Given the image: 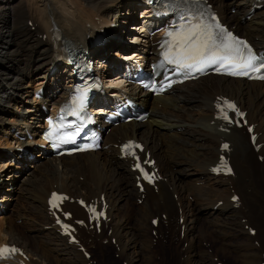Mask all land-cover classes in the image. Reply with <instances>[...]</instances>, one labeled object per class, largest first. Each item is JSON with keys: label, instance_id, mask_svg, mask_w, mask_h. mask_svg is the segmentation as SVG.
Segmentation results:
<instances>
[{"label": "bare ground", "instance_id": "obj_1", "mask_svg": "<svg viewBox=\"0 0 264 264\" xmlns=\"http://www.w3.org/2000/svg\"><path fill=\"white\" fill-rule=\"evenodd\" d=\"M60 1L69 2L30 0L18 7L19 0H0V148L5 143L11 147L14 133L37 135L41 116L60 103L70 87L68 77L54 70L60 61L59 52L63 45L60 41L57 44L54 27L73 48H83L87 42V25L92 26L95 19L114 14L118 18L134 16L141 7L136 0H73V6L69 4L70 12L60 8ZM209 1L214 3L225 23L234 25L238 33L264 51V7L251 12L253 3L247 0ZM125 8L127 11L124 12ZM141 12L147 10L141 9ZM127 17L121 22L130 20L134 23L133 17ZM13 27L19 28V35ZM140 31L135 38L140 46L131 49L125 45L119 50H132L130 55L136 61L153 58L155 53L151 47L155 39L150 41L147 38L145 27ZM106 51V47L94 50L96 58L103 55L100 67L107 62ZM110 63L118 65L114 60ZM41 70L46 71L38 77L32 76ZM104 75L109 80L121 78L120 74L108 71H104ZM128 91L138 101V106L149 112L147 121L111 128L105 136L103 145L106 148L97 153L60 159L42 154L40 165L33 162L38 158L35 157L29 165L34 168L31 180L36 186L31 196L28 195L30 198L27 193L23 194L30 200L26 211L30 214L19 216L24 220L22 224L27 227V234L8 223L11 216L4 218V212L0 211V244L21 245L30 257V264H90L93 258L87 259L79 253L59 236L56 226L52 225L46 203L49 194L56 190L75 199L104 196L110 208L107 228L97 235L88 225V228L79 230V237L89 247L96 246L100 253L105 251L114 255L116 251L125 264H136L140 259L147 264H160L156 260L158 254L162 256L161 264H165L169 258L166 256L172 250L178 253V259L172 264H217L215 258L224 259V256L232 255V250L240 254L244 264L264 262V83L208 76L176 87L157 99L138 91L135 86L130 85ZM220 95L235 99L247 111L248 124L255 125L258 135L255 144L249 141L244 129L219 131L213 110ZM184 128L186 131L182 132ZM129 138L146 146L164 178L158 184L157 193L145 188V198L139 205L137 199L141 196L134 186L135 176L130 171V163L120 159L116 147ZM224 141L230 143L229 157L234 177L219 178L210 171ZM258 144L262 146L256 149ZM21 145L25 147L30 142ZM14 161L0 151V178L4 173L12 178L20 176L18 170L28 166L24 159ZM46 163L53 170L62 171L51 173L44 170L45 167L35 171L36 167ZM194 174H197L196 178ZM41 177L46 178V181L41 180L44 184L39 181ZM8 180H2L3 187L8 186V189L0 192V202H4L6 192L13 189L14 184ZM234 194L239 196L238 207L231 201ZM191 196L193 203L187 200ZM218 202L223 205L216 208ZM65 209L73 213L75 219L84 218L82 209L75 203L66 205ZM206 214L211 218L209 227L200 220ZM155 217L159 222L156 228L150 222ZM244 221L246 226L255 230L254 236L248 234L249 230H243ZM219 223L224 225L223 229L227 227L225 234ZM153 238L159 239V249L153 248ZM168 241L169 244L165 245ZM255 241L258 246L254 245ZM183 242L187 243L186 247H182ZM209 242L212 252L201 245ZM105 246L115 251L104 249ZM106 255H101L102 260L97 264H105Z\"/></svg>", "mask_w": 264, "mask_h": 264}, {"label": "snow or ice", "instance_id": "obj_2", "mask_svg": "<svg viewBox=\"0 0 264 264\" xmlns=\"http://www.w3.org/2000/svg\"><path fill=\"white\" fill-rule=\"evenodd\" d=\"M217 27L219 26L217 25ZM223 31L221 29V33ZM168 35L173 37L174 44L169 45V51L164 54L165 59L180 70L202 72L205 68L218 64L217 71L225 69L229 75L248 76L250 72H260L264 69V57L254 54L246 42L238 40L231 33L221 36L213 32L211 25L201 22L189 23L182 31L169 32ZM173 47H175L174 52L172 51ZM259 78L264 79V75ZM80 100L82 105L83 96ZM228 107L235 108L232 104H228ZM224 118L228 119L227 113ZM69 139H73V137L70 136ZM125 147H130V145ZM224 147L228 146L224 145ZM137 166L139 167V165ZM145 175L147 176V174ZM16 251L18 250L15 248L2 247L0 248V258L4 257L5 253Z\"/></svg>", "mask_w": 264, "mask_h": 264}, {"label": "rangeland", "instance_id": "obj_3", "mask_svg": "<svg viewBox=\"0 0 264 264\" xmlns=\"http://www.w3.org/2000/svg\"><path fill=\"white\" fill-rule=\"evenodd\" d=\"M69 2L67 3V2H62V1H60V3L62 4V5H59V6H61L60 8H62V10H68L69 9V11L71 12L72 10L70 9V6H69V4L71 3V6H73L72 4H73V0H68ZM28 2H30V0H19V2H18V7H20V5H23V4H27ZM67 4V5H66ZM68 6V7H67ZM13 10V9H12ZM124 12L125 11H127V8H125L124 10H123ZM113 12H114V10H113ZM124 12H123V14H124ZM77 14V13H76ZM135 16H134V18H132L133 16H128L127 18L129 19V17L130 18H132V19H134V23H137L138 24V22L140 23V24H142V21H140V19H139V16H138V14H134ZM77 16H78V14H77ZM138 17V18H137ZM136 21V22H135ZM13 29V31L14 32H16L18 35L20 34V30H19V28H12ZM18 31H17V30ZM141 31L139 30H137L135 33H131V34H129L128 36H125V42L127 41L128 43H126L127 45H129L130 47H131V44H132V39L134 40V42L136 41L135 40V38H137V34L138 33H140ZM126 45V46H127ZM122 46H125V44L123 45V44H120V42H119V44L117 45V47H118V50H120L121 48H122ZM128 47V46H127ZM111 60H114L113 59V55L112 54H108V58L106 59V61L107 62H110ZM45 69L47 70V68L45 67ZM45 70V71H46ZM44 70H41V71H39L38 73H36V75L35 74H32V76L33 77H38V75H41L43 72H45ZM30 77V76H29ZM109 77V76H108ZM26 78H28V77H26ZM63 81V80H62ZM63 82H65V81H63ZM15 121H17V120H15ZM18 127V126H17ZM186 131V128H184V129H182V132H185ZM4 147H6V148H8V144L7 143H5L4 144V146H3V148ZM2 152V151H1ZM40 154V153H39ZM37 155L36 157H38V158H36V160H34L33 162H37L38 164L37 165H40L41 163H42V161H43V158H41V155ZM263 161V160H262ZM31 165V164H30ZM30 165H28L27 166V168L25 167V169H22V170H18V172H20L21 173V175L20 176H17V175H15V177L14 178H12V177H8V178H10L8 181L12 184H14L13 185V189H11L10 190V192H6V196H7V199L5 200V202H3L2 204V207L0 208V211H2V212H4V214H3V217L4 218H9L10 216H11V222H8V223H11V224H13V225H15L16 227H18L17 229H18V231L20 230V231H24V232H21L22 234H27V231H26V228L27 227H25V226H23V222H24V220L21 218V217H19L20 215H26V214H30V213H26V211H28V204H29V196H31V191H32V189L33 188H35L34 186H36V184L31 180V175H32V173H34V168H33V166H30ZM50 167L51 168V166L48 164V163H46V164H43V165H41L40 167H36L35 168V171L36 172H39L40 170H41V168H43V167H45L44 168V170H47V171H49V172H51V173H55L56 171H60V170H53L52 168V170H50V169H47L46 167ZM62 171V170H61ZM71 175L73 174V172L72 173H70ZM198 174V173H197ZM197 174L195 175L194 174V177L196 178V176H197ZM53 175H56V174H53ZM5 176H6V174L4 175V177L3 178H5ZM49 176V175H48ZM194 177H193V179L192 180H194ZM12 178V179H11ZM42 178V177H41ZM39 178V181H41V180H44V181H46V178ZM7 179V178H6ZM49 180H51V177H50V179ZM49 180H48V182H49ZM38 181V182H39ZM41 183L42 184H44L42 181H41ZM187 185V184H186ZM196 185H199V184H196ZM8 187V186H7ZM7 187H5L4 189L6 190V189H8ZM46 187V186H45ZM201 187H203V186H201ZM12 188V187H11ZM27 189V190H26ZM29 191V192H28ZM24 193H27V196L29 197L28 199H26V197H25V195H23ZM0 196H2V194H0ZM187 200H189L191 203H193L194 201H193V197L191 196V197H188V199ZM28 203V204H27ZM119 204L120 205H122L123 204V202H119ZM218 206H222L221 204L220 205H218ZM30 210V209H29ZM203 213V212H202ZM179 215H181V212H179ZM207 216V217H206ZM209 215H202V217L200 218V220H201V223H203L204 225H208V227H209V223H210V220H211V218H209L208 217ZM205 219V220H204ZM5 222H7V221H5ZM23 223V224H22ZM245 223H246V221H244L243 222V225H244V228H243V230L244 231H246L247 232V228L249 227L248 225L246 226L245 225ZM219 225H220V227H222L221 229H223L224 228V225H222L221 223H219ZM30 226V225H29ZM28 226V227H29ZM158 226V225H157ZM21 228V229H20ZM227 227H225V229H226ZM225 229H223V234H225V232L228 230H225ZM19 231V232H20ZM25 234V235H26ZM178 234V233H177ZM153 240H155V238H153ZM156 243H157V245H156V243H154L153 242V248L156 250L157 248L159 249V247H160V241H159V239L158 238H156ZM236 241H238V240H235V242ZM106 243H108V242H106ZM159 243V244H158ZM210 243V242H209ZM209 243H206V244H204V243H202L201 245H202V247L204 248V249H207V250H212L211 248L212 247H210L212 244L210 243V246H209ZM167 244H169V241L165 244V245H167ZM186 245H187V243L185 242H183L182 243V247H186ZM157 246V247H156ZM159 246V247H158ZM170 246V245H169ZM256 246H258V244L256 245ZM20 247H21V245H20ZM181 247V248H182ZM110 249L112 252H114L113 250H112V248L110 247V246H105L104 247V249ZM90 250V252H91V255H93L92 256V258L94 259V260H91V263L92 264H97L98 263V261H101L102 260V258H101V255H106V253H107V255H106V257H108L107 259H106V262H105V264H125V263H123V258H119L118 257V254H116L115 255V252H114V255L111 253V252H105L104 251V254L103 253H100V251L97 249V247L96 246H94V248L93 247H91V249H89ZM151 251V250H150ZM153 251V250H152ZM169 251V249H167V252ZM173 252L171 253L170 251V253H169V256L167 255L166 256V261H165V264H167V261H168V264H172V261H175V260H177L178 259V253L175 251V250H172ZM231 252H233L232 253V255H230V256H224V259L225 260H221V259H215L214 260V262L215 261H217V260H219V261H221L222 262V264H244V260H243V258H241L239 255L240 254H237L238 252H236V251H234V250H232ZM236 252V253H235ZM170 254H171V256H170ZM135 256V257H134ZM112 257V258H111ZM133 257L134 258H136L137 257V254L136 255H133ZM170 257H171V259H170ZM97 258V259H96ZM161 258H162V256H160L159 254H158V256H157V258H156V260L158 261V262H160V264L162 263V261H161ZM264 259V258H263ZM139 261V262H138ZM141 261V262H140ZM170 261H171V263H170ZM219 261H217V262H219ZM183 262V261H182ZM135 264V263H134ZM136 264H147V262L146 261H142L141 259L140 260H136ZM260 264H264V262H261Z\"/></svg>", "mask_w": 264, "mask_h": 264}]
</instances>
